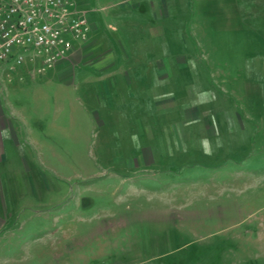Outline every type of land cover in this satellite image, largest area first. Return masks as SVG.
Returning <instances> with one entry per match:
<instances>
[{
	"label": "rangeland",
	"instance_id": "obj_1",
	"mask_svg": "<svg viewBox=\"0 0 264 264\" xmlns=\"http://www.w3.org/2000/svg\"><path fill=\"white\" fill-rule=\"evenodd\" d=\"M73 1L80 63L0 70V264H264V0Z\"/></svg>",
	"mask_w": 264,
	"mask_h": 264
},
{
	"label": "built area",
	"instance_id": "obj_2",
	"mask_svg": "<svg viewBox=\"0 0 264 264\" xmlns=\"http://www.w3.org/2000/svg\"><path fill=\"white\" fill-rule=\"evenodd\" d=\"M79 8L73 0H0V66L14 75L34 64L42 76L71 56L91 39Z\"/></svg>",
	"mask_w": 264,
	"mask_h": 264
},
{
	"label": "crops",
	"instance_id": "obj_3",
	"mask_svg": "<svg viewBox=\"0 0 264 264\" xmlns=\"http://www.w3.org/2000/svg\"><path fill=\"white\" fill-rule=\"evenodd\" d=\"M95 30V28L92 26V31H94ZM90 41V40H89ZM90 42H88V43H86V44H83L82 46H77V49H76V52L75 53H73L71 56H69L68 58H66L65 60H62L61 62H59L53 69H50V70H48L44 75H42L41 76V80L43 81V79H44V81H47V82H51V81H54V80H52L51 79V77H52V75L54 76V77H56V76H58V74H59V72H61L62 70H64V69H66V68H69V66H71V65H74L75 64V62L74 61H76L77 63H80V61L82 60V58H81V53H82V51L84 50V49H86L85 47H88V45H90V44H93V42H91L90 44H89ZM85 51V50H84ZM75 55H79V57L77 58V56H75ZM74 56V57H73ZM83 57V56H82ZM77 59H78V61H77ZM74 63V64H73ZM28 65H30V66H28ZM35 68H36V65H34V64H27V65H25L22 69H18L16 72H15V74L14 75H12L10 72H9V70L7 69V67L6 66H0V70H2V72L4 73V74H7V77L10 79L11 77H15V76H21V75H23L24 77L25 76H28L29 75V73H32V74H30V75H32L33 76V78H34V76L36 77V74H34L33 73V71L35 70ZM110 68H108V67H101L100 69H97L98 70V74H100V77H103V76H107V75H111L112 73L113 74H118V70H109ZM130 73L131 72H126V73H124V75H125V79L124 80H126L127 79V81H124V82H126L127 83V89L128 90H130L131 88L130 87H132L131 86V79H130ZM37 76H40V75H37ZM126 76H127V78H126ZM62 78V77H61ZM122 82V81H121ZM121 82H119L118 83V85H117V89L120 87V83ZM111 83V82H110ZM66 85L68 86L69 84L68 83H66ZM104 89L106 90V92H107V95H108V98H117V99H124V97H125V92H122V93H116V92H114L115 90L114 89H111L110 88V85H108L107 84V82H106V84H104ZM128 92V91H127ZM131 92V91H130ZM1 105H0V113L1 114H3V112H2V110H1ZM9 126V121L7 120V118L6 117H4V116H0V135L2 134V130H6L7 129V127ZM2 137H4L3 135H2ZM2 137L0 136V138L2 139ZM0 149H1V146H0Z\"/></svg>",
	"mask_w": 264,
	"mask_h": 264
}]
</instances>
